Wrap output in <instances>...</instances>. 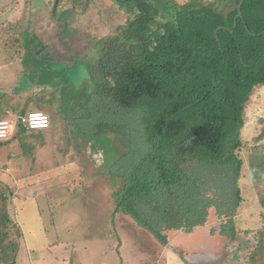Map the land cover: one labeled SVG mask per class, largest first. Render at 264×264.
<instances>
[{
    "label": "trees",
    "instance_id": "1",
    "mask_svg": "<svg viewBox=\"0 0 264 264\" xmlns=\"http://www.w3.org/2000/svg\"><path fill=\"white\" fill-rule=\"evenodd\" d=\"M112 1L127 15L115 34L87 38L80 45L84 53L78 54L68 44L75 32L67 31L66 39L58 41L69 49L70 68L85 69L87 84H64L55 103L51 94L60 86L48 83L23 95L5 91L9 100L0 104V121L15 116L17 133L0 141V149L29 133L43 149L60 129L77 165L85 167L83 160L89 159L108 168L116 187L110 193L113 215L129 217L161 247L169 244L170 233L189 235L201 229L212 212L221 222L220 236L233 240L243 202L239 183L245 107L255 90L264 87V0H191L181 5L172 0ZM60 3L64 1L51 0L55 13ZM65 14L58 22L65 21ZM46 19L43 14L31 27L43 34ZM21 29L26 32L13 28L4 34L27 45L29 26ZM16 30L25 37L15 36ZM42 46L38 55L25 50L46 68L56 57L49 54L48 44ZM35 104L37 111L32 110ZM31 112L47 113L49 127L25 130L21 119ZM36 132L41 133L32 134ZM263 141L264 130L255 140L259 144L245 150L264 217ZM4 196L0 193V252L6 233L15 230L21 236L6 214ZM259 236L252 264H264V231ZM111 248L119 252V245ZM8 264H17L15 254Z\"/></svg>",
    "mask_w": 264,
    "mask_h": 264
},
{
    "label": "rangeland",
    "instance_id": "2",
    "mask_svg": "<svg viewBox=\"0 0 264 264\" xmlns=\"http://www.w3.org/2000/svg\"><path fill=\"white\" fill-rule=\"evenodd\" d=\"M63 1L59 5L65 10L59 13L58 8V12L54 14L53 21L57 23V27L54 25L55 32L49 30L51 34L47 38L48 42L44 41L51 44L50 53L56 59L44 65V68L39 59L28 58L26 50L19 51V45L14 43L17 38L9 39L4 34L14 31L10 29L19 30L25 26L26 16L21 17L20 22L13 19L12 13L25 0H0V104L4 105L9 100L5 91L23 95L30 88L35 87L36 92V88L48 83L51 87L60 86L57 92L51 94V101L54 102V98L59 99L63 94L64 84H87V75L82 65L69 69L63 67L66 64L60 58L67 57L69 49L66 52L65 46L61 48L58 41L66 39L67 30L75 32L74 38L68 40L70 49L74 54L84 53L85 49L80 45L87 38L90 40L94 35L101 38L106 33L113 35L116 28L123 26L127 20V15L112 0ZM74 1L76 5L73 4ZM172 1L181 5L191 0ZM200 1L204 4L215 2ZM7 4L11 9L5 8ZM27 4L33 6V10L27 13L31 26L36 22L33 16L48 13L45 10L48 6L42 0H30ZM63 12H66L63 18L65 21L58 22ZM23 14L21 12V16ZM58 29L66 31L60 34L61 30ZM54 33L59 35L55 36ZM15 36L20 37L19 33ZM22 37L25 35L22 34L20 38ZM28 37L31 41L34 38L32 35ZM20 56L22 62H15ZM64 77L68 82H63ZM37 97L40 96L34 99ZM35 106L33 111H37L38 107L36 104ZM244 114L246 122L241 133L244 165L239 183L243 202L235 216L233 240L220 236L221 222L212 212L201 229H194L189 235L170 233L168 238L171 245L161 247L129 217L113 215L114 205L110 200V193L116 187L108 168L90 164L89 159L83 160L87 166L77 165L78 160L66 149L67 141L63 140L64 135L59 129L56 130L57 136L49 139L46 142L48 146L43 149L38 140L28 137L30 133L23 139L10 141L8 146L0 149V193H4L6 198L8 218L16 223L21 232L20 237L15 230L6 233L4 242L2 241L0 264H8L14 254L17 264H40V260H47L49 264H165L167 258L169 264H183L182 261L184 264H193V261L199 264H252L251 258H258L257 250L261 241L259 234L264 231V217L245 149L259 144L255 140L264 130V87L255 90L246 104ZM7 118L12 124L16 123L15 116L9 115ZM11 130L13 138L17 133L16 126L13 125ZM39 133L41 132L32 134ZM61 149H65L64 155L58 151ZM118 245L119 252L111 248ZM28 250H33L34 253H26ZM42 251L49 258L44 257ZM40 254L42 256L38 260Z\"/></svg>",
    "mask_w": 264,
    "mask_h": 264
},
{
    "label": "crops",
    "instance_id": "3",
    "mask_svg": "<svg viewBox=\"0 0 264 264\" xmlns=\"http://www.w3.org/2000/svg\"><path fill=\"white\" fill-rule=\"evenodd\" d=\"M27 1H29L30 2V0H25V2L22 4V6H20V8H16L12 13H14V18L13 19H16V20H20V19H22L23 17H25L26 16V20H25V26H26V24H28L27 26H29V34L28 35H34V38L32 39V41L31 40H28V42L30 43H28L27 45L24 43V42H22L23 43V45H20L21 43H17V42H14L15 44H17V45H19L20 47H22L21 48V50H19V51H21L22 52V50L23 51H25V49L27 48V49H29V50H34V54L35 55H38L39 53H41V51H42V49H43V46H42V42H44L48 37H49V35L51 34V33H49V30H51V31H53L54 30V27L56 26L57 27V23L55 22V21H53L54 19H52V16L55 14V8H54V6L53 7H51L50 6V2H51V0H42V1H44L46 4H47V8L45 9L48 13H45L44 15H45V18L48 16V19H46V20H44V23L42 24V26H43V28H44V32H43V34L40 32V34H39V32L37 31V30H35L34 28H32L31 27V25H29L30 23L28 22L29 21V17H28V14L27 13H29L30 12V10L32 9L33 10V6L30 4V6L27 4ZM14 3V2H13ZM33 3V2H32ZM56 4V3H55ZM5 8L6 9H8V8H10V6L7 4L6 6H5ZM11 9V8H10ZM9 9V11H12V10H10ZM21 9V10H20ZM19 10H20V12H19ZM21 12L23 13L24 12V14H23V16H21ZM40 12H42V11H40ZM43 15V13H39V15H38V17H36V16H33L34 17V19H35V21H38V19H40L41 18V16ZM47 15V16H46ZM22 17V18H21ZM12 19V20H13ZM20 22H21V20H20ZM28 22V23H27ZM13 24H14V20H13ZM16 25H18L17 23H15ZM55 25V26H54ZM37 26H39V24L37 25V23H36V27ZM55 27V28H56ZM67 27H68V25H67ZM67 27H66V29H67ZM27 28V27H26ZM66 29H63V30H61V29H58V31H60V34H64L65 33V31H66ZM21 30L22 29H20V32H21ZM68 31V30H67ZM19 32V33H20ZM33 32H35V34H33ZM38 32V33H37ZM18 33V32H17ZM41 34H42V37H41ZM20 35V34H19ZM57 35H59V34H55V36H57ZM21 37V36H20ZM19 37V38H20ZM38 40H37V39ZM20 42V41H19ZM45 43V42H44ZM51 46V44H48V50H49V54H51L50 53V51H52V48L50 47ZM42 48V49H41ZM52 56V55H51ZM21 57V56H20ZM19 57V59H16L15 60V62H19V61H21L22 60V57L20 58ZM67 57H65V58H60V59H62V60H64L65 61V66H66V68L67 69H69V67H71V64H72V61H70L69 59H66ZM22 62V61H21ZM62 63V62H61ZM6 64V63H5ZM20 65H22V63L20 64ZM172 234H176V233H172ZM178 235H184V234H182V233H180V234H178ZM169 239V238H168ZM180 240L182 241V238H180ZM169 241V244L171 245V241L170 240H168ZM55 244V243H54ZM54 244H52L53 246H55ZM43 248V250H44V247H42ZM34 250H35V248H34ZM26 253H34V251L33 250H28ZM42 253L44 254V252L42 251ZM171 255V254H170ZM41 256H42V254H40L39 255V257H38V260H39V258H41ZM44 257H48L49 258V255L48 254H44L43 255ZM64 256H65V254H64ZM45 261H47V260H40V264H49L48 263V261L47 262H45ZM31 262H33V261H31ZM191 263H193V264H199V263H197V261H193V262H191ZM165 264H169V259L167 258V260L165 261ZM188 264H190V263H188Z\"/></svg>",
    "mask_w": 264,
    "mask_h": 264
},
{
    "label": "built area",
    "instance_id": "4",
    "mask_svg": "<svg viewBox=\"0 0 264 264\" xmlns=\"http://www.w3.org/2000/svg\"><path fill=\"white\" fill-rule=\"evenodd\" d=\"M21 124L25 130H43L49 127V117L43 112H31L21 119ZM13 125L10 120L0 121V141L10 138Z\"/></svg>",
    "mask_w": 264,
    "mask_h": 264
},
{
    "label": "water",
    "instance_id": "5",
    "mask_svg": "<svg viewBox=\"0 0 264 264\" xmlns=\"http://www.w3.org/2000/svg\"><path fill=\"white\" fill-rule=\"evenodd\" d=\"M239 7V9H240V6H238ZM240 15H241V13L240 12H238V14H237V17H240Z\"/></svg>",
    "mask_w": 264,
    "mask_h": 264
}]
</instances>
